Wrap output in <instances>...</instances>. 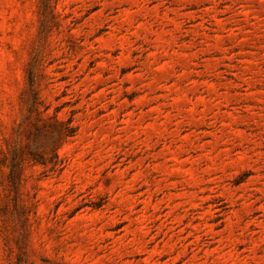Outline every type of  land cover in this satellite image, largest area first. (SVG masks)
<instances>
[{"label": "rangeland", "instance_id": "obj_1", "mask_svg": "<svg viewBox=\"0 0 264 264\" xmlns=\"http://www.w3.org/2000/svg\"><path fill=\"white\" fill-rule=\"evenodd\" d=\"M0 264H264V0H0Z\"/></svg>", "mask_w": 264, "mask_h": 264}]
</instances>
